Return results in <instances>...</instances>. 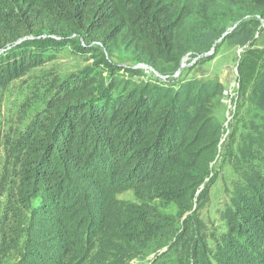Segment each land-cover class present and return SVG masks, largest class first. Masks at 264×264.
Here are the masks:
<instances>
[{
    "label": "trees",
    "instance_id": "16d2710c",
    "mask_svg": "<svg viewBox=\"0 0 264 264\" xmlns=\"http://www.w3.org/2000/svg\"><path fill=\"white\" fill-rule=\"evenodd\" d=\"M205 3L201 17H207ZM190 10L181 0H0V87L43 63L32 51L39 41H31L43 34L72 45L82 39L85 51L92 43L108 52L125 45L156 69L159 62L179 63L175 29ZM230 12L225 19L232 14L236 27L224 38L250 44L263 4L235 0ZM202 31L198 53L228 30L207 22ZM102 64L107 78L64 81L10 151L14 187L4 180L0 190L9 195L8 207L31 208L36 223L28 227L19 264H130L166 247L160 256L175 253V264H244L258 247L264 256V128L252 124L239 154L230 155L241 177L213 253L208 241L214 234L201 218L209 197L196 201V193L212 172L224 133L213 117L222 83L188 79L117 92L115 76L125 68ZM250 101L264 108V75ZM127 192L132 199L121 198ZM155 200L191 213L182 229Z\"/></svg>",
    "mask_w": 264,
    "mask_h": 264
},
{
    "label": "rangeland",
    "instance_id": "374dc122",
    "mask_svg": "<svg viewBox=\"0 0 264 264\" xmlns=\"http://www.w3.org/2000/svg\"><path fill=\"white\" fill-rule=\"evenodd\" d=\"M241 1L255 5L261 3L264 7V0ZM234 2L235 0H229L228 3L223 0H209L207 3L205 0H181L182 6L191 9L190 15L183 12L175 29L176 50L182 57L179 63L159 62L158 69L138 62L136 52L125 45L108 52L92 43L91 50L85 51V43L79 38H73L76 44L72 45L47 34L31 37L32 42L39 41L32 51H36L37 56L44 60L43 63L13 80L7 87H0V181L8 180L6 186L14 187V183H10L16 179L15 172L11 173L13 160L10 151L16 138L23 135L31 120L45 109L59 86L77 76L107 78L108 72L102 66L105 60L125 68L115 76L117 92L161 83L179 85L188 79L199 83L221 82L223 90L213 100V117L223 125L224 133L212 172L196 193V201L197 198L202 199L204 193L209 197L201 211V218L206 222L208 233L214 234V239L208 241L214 253L216 239L226 230L223 211L231 201L234 181L241 177L233 166L230 155L239 154V145L254 131L252 124L259 129L261 127V131L264 128V108H258L250 101L253 88L264 75V18L252 42L246 46L231 44L222 35L209 50L204 53L196 51L198 41H202V29L207 22L213 24L214 28L225 26L228 32L232 31L236 25L231 22L233 15H230L227 22L225 14L232 13L230 11ZM204 3L208 6L207 17H201L200 14L199 8ZM3 53L4 51H0V55ZM225 89L230 91L228 95L223 93ZM8 198V193L0 190V264H19L26 252L28 227L36 223L33 222L34 212L31 208L17 203L13 204V208L8 207ZM121 198L132 199L133 193L127 192ZM154 205L159 211L169 215L179 229H182L184 220L191 214H182L175 205L162 200H155ZM262 239L264 237L259 242ZM251 249L252 255L242 262L262 264L264 256L259 254L260 248ZM159 257L161 260L158 264L176 262V254L172 252ZM153 259L156 258L152 255L145 261L134 260L130 264H153Z\"/></svg>",
    "mask_w": 264,
    "mask_h": 264
},
{
    "label": "water",
    "instance_id": "95a60500",
    "mask_svg": "<svg viewBox=\"0 0 264 264\" xmlns=\"http://www.w3.org/2000/svg\"><path fill=\"white\" fill-rule=\"evenodd\" d=\"M235 27H236V25L232 28V30H233ZM227 34H228V31L225 32V33L223 34L222 37L224 38ZM167 249H168V247L164 248V249H163L162 251H160L159 253L154 254L153 257L155 256V258H157V257L160 256L162 253L166 252Z\"/></svg>",
    "mask_w": 264,
    "mask_h": 264
},
{
    "label": "built area",
    "instance_id": "2783aa9c",
    "mask_svg": "<svg viewBox=\"0 0 264 264\" xmlns=\"http://www.w3.org/2000/svg\"><path fill=\"white\" fill-rule=\"evenodd\" d=\"M230 91L228 89H225V91L223 92L225 95H228Z\"/></svg>",
    "mask_w": 264,
    "mask_h": 264
}]
</instances>
